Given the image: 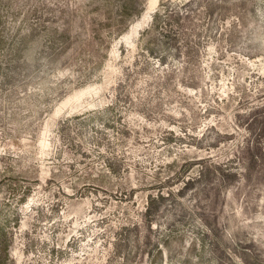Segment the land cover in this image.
Listing matches in <instances>:
<instances>
[{"label":"rangeland","instance_id":"rangeland-1","mask_svg":"<svg viewBox=\"0 0 264 264\" xmlns=\"http://www.w3.org/2000/svg\"><path fill=\"white\" fill-rule=\"evenodd\" d=\"M0 264H264V0H0Z\"/></svg>","mask_w":264,"mask_h":264},{"label":"bare ground","instance_id":"bare-ground-1","mask_svg":"<svg viewBox=\"0 0 264 264\" xmlns=\"http://www.w3.org/2000/svg\"><path fill=\"white\" fill-rule=\"evenodd\" d=\"M154 2V1H153ZM155 5V3H152V7ZM156 7V6H155ZM152 10V8H150V11ZM150 12L148 14H146V16L144 17V19L136 24L130 31L129 36H127V39L129 40L131 38V36H135L138 34V30L141 28V26H143L144 23H146L149 20L150 17ZM151 18V17H150ZM83 93H81L79 96L75 97L74 99L77 100L80 96H82Z\"/></svg>","mask_w":264,"mask_h":264}]
</instances>
